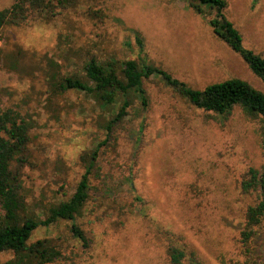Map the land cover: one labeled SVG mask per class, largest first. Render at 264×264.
I'll return each mask as SVG.
<instances>
[{"label": "rangeland", "instance_id": "obj_1", "mask_svg": "<svg viewBox=\"0 0 264 264\" xmlns=\"http://www.w3.org/2000/svg\"><path fill=\"white\" fill-rule=\"evenodd\" d=\"M12 2L0 0V10ZM226 2L225 16L241 33L243 46L264 56V0ZM213 17L206 8L197 14L186 0H78L54 18L2 29L0 108L20 111L32 125L31 165L23 170L29 199L46 204L68 199L84 173L80 157L106 137L104 113L83 94L67 92L50 103L46 73L51 62L64 72L66 65L82 66L92 57L138 59L193 90L235 78L264 93V84L241 57L214 35ZM142 88V97L131 93L135 97L117 130L116 151L98 164L113 177L101 191L103 202L90 201L76 220L89 247L72 237L70 223L39 228L31 241L59 237L68 249L84 252L78 264H166L154 236L158 225L181 234L202 264H218L221 254L234 257L243 207L238 181L248 168L264 166L259 124L239 109L223 119L193 108L161 76L144 78ZM192 184L206 194L192 198ZM114 186L121 198L141 197L144 207L120 220L98 222L95 217L112 211L105 198ZM54 192L59 194L53 199ZM100 205L103 210H97ZM10 257L0 254V261Z\"/></svg>", "mask_w": 264, "mask_h": 264}, {"label": "trees", "instance_id": "obj_2", "mask_svg": "<svg viewBox=\"0 0 264 264\" xmlns=\"http://www.w3.org/2000/svg\"><path fill=\"white\" fill-rule=\"evenodd\" d=\"M77 1L13 0L8 8L0 10V31L9 26L26 25L37 18H54L74 7ZM186 3L197 14L203 8L214 13L210 20L214 35L238 54L253 75L264 84V56L243 46L241 33L225 16L228 6L226 0H186ZM68 66L73 69H68ZM68 66L62 72L61 65L52 62L49 64L46 76L50 103L67 92L83 94L104 113L101 128L106 137L91 154L80 157L84 173L68 199L61 198L49 204L43 203L42 198L32 201L26 193L23 179L24 168L31 165L29 144L32 125L20 111L0 108V254L11 256L0 261V264L79 263L78 260L82 259L84 252L68 249L59 237L36 241H31V238L39 228L70 223L72 237L84 249L89 247L88 239L76 225V220L86 211L90 201L92 204L103 202L101 191L110 183L112 176L105 174L98 164L101 159L106 160L108 152L116 151L119 138L117 130L122 127L134 95L142 97L145 94L142 88L144 78L161 76L164 83L171 87V91L187 104L219 118L226 119L235 109H239L246 119L259 124L258 142L264 151V93L245 81L234 78L208 85L202 90H193L165 72L146 66L138 59L98 61L92 57L87 58L82 66L77 67L74 63ZM111 139L114 144H111ZM115 186L108 187V192H112L110 196L119 192ZM189 187L194 199L206 194L196 184ZM238 189L243 207L240 211L238 233L234 239V257L227 258L221 254L216 257L217 263L264 264V166L261 169L248 168L238 181ZM58 194L59 192H54L53 199ZM110 196L105 199L110 203L112 211L102 212L100 217H95L98 222L113 217L120 220L124 214H131L136 206L139 205L141 210L144 207L145 202L139 196ZM196 206L201 207V203L198 202ZM100 209L103 210L102 205L97 208ZM141 210L139 213L144 218L145 212ZM89 214L93 215L92 210H88ZM118 223L125 226L123 221ZM154 228V236L160 240L166 264H202L197 251L184 242L181 234L158 225Z\"/></svg>", "mask_w": 264, "mask_h": 264}, {"label": "built area", "instance_id": "obj_3", "mask_svg": "<svg viewBox=\"0 0 264 264\" xmlns=\"http://www.w3.org/2000/svg\"><path fill=\"white\" fill-rule=\"evenodd\" d=\"M0 46H1V42H0Z\"/></svg>", "mask_w": 264, "mask_h": 264}]
</instances>
